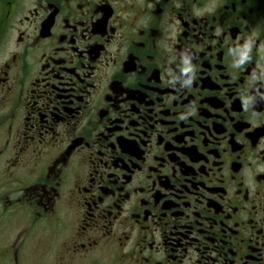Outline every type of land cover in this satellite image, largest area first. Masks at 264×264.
<instances>
[{
	"label": "flooded vegetation",
	"instance_id": "flooded-vegetation-1",
	"mask_svg": "<svg viewBox=\"0 0 264 264\" xmlns=\"http://www.w3.org/2000/svg\"><path fill=\"white\" fill-rule=\"evenodd\" d=\"M0 264H264V0H0Z\"/></svg>",
	"mask_w": 264,
	"mask_h": 264
}]
</instances>
